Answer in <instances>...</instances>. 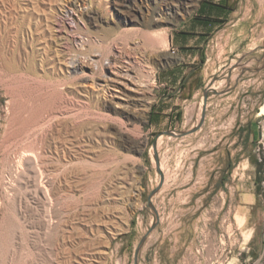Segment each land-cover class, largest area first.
Listing matches in <instances>:
<instances>
[{
	"label": "rangeland",
	"instance_id": "rangeland-1",
	"mask_svg": "<svg viewBox=\"0 0 264 264\" xmlns=\"http://www.w3.org/2000/svg\"><path fill=\"white\" fill-rule=\"evenodd\" d=\"M9 7L0 2V55H14L23 68L29 56L37 73L26 68L22 73L33 77L31 83L42 78L49 94L38 116L28 121L31 127L6 138L12 113L4 86L8 79L20 80L22 73L2 69L0 61V143L19 148L23 139L32 141L35 132L49 128L48 120L52 124L45 131L55 133L56 127L60 134L51 132L57 135L54 144L65 143L72 119L57 111L66 106L58 103L60 97L70 101V115L93 110L104 115L108 121L97 118L88 126L107 125L138 190L127 204L124 230L111 239L108 264H135V250L155 222L147 200L161 177L152 142L163 132L192 128L196 131L184 137L159 136L162 184L150 200L158 224L148 233L136 264H264V0H28L15 4L13 11ZM185 32L201 57L196 51L183 85L171 88L164 72L181 61L171 38ZM195 36H200L197 43ZM40 47L44 68L39 67ZM191 61L192 56L185 58ZM96 62H105V76L100 80L94 75L91 81ZM73 63L87 78L75 75ZM208 65L211 70L205 72ZM221 80L222 86L210 93L209 87ZM103 88L104 104L96 107L88 92ZM177 93L186 101L179 100L170 116L157 115L162 101ZM62 200L63 210L71 208L69 200ZM19 244L17 239L0 241V264H10L13 251L19 255Z\"/></svg>",
	"mask_w": 264,
	"mask_h": 264
},
{
	"label": "bare ground",
	"instance_id": "bare-ground-1",
	"mask_svg": "<svg viewBox=\"0 0 264 264\" xmlns=\"http://www.w3.org/2000/svg\"><path fill=\"white\" fill-rule=\"evenodd\" d=\"M4 1L10 3L9 11H13L15 10V4L26 3L28 0H0L2 3ZM106 46L110 51L108 44ZM104 48H106L105 45ZM38 50L40 51L39 67L44 68V49L40 47ZM14 51L12 52L13 54ZM8 52L10 53V50ZM14 57V55L9 57L8 55H0L1 68L8 71L14 69L19 75L24 72L25 68L29 69V72L31 69H35V65H31V61V64L27 61L29 56L25 62L23 60L26 64L25 68ZM103 63H97L98 67L96 69L94 67L95 71L93 70L94 73L92 72L91 81H93L94 75L97 78L105 76L103 75ZM78 67L80 65L73 63L72 68L75 71V75L84 79L86 73L82 72L78 74L76 71ZM31 71L33 72V70ZM9 73L12 75L11 72ZM72 74L71 76H74ZM25 76L22 73L20 80L17 77L13 80L7 78L9 83L5 82L7 85L4 88L11 99L10 109L12 113L8 126L9 129L5 133L6 138L16 137V134H21L22 130L31 127H27L29 126L28 121L40 112L43 102L48 97L46 94H49L47 93L48 91L46 93L44 91L45 86L42 78L37 75L39 79L34 77L37 81L32 80L34 83H31L29 79L33 77L27 79ZM63 77L66 76L64 75ZM74 79L76 80V78ZM78 79L80 78L78 77ZM69 81L67 82L69 83ZM78 81L80 82V80ZM63 82H65L63 83L64 87L66 81L63 80ZM222 84L223 80L213 83L209 87L210 90L208 89L209 92H214ZM77 85L80 84H76L75 86ZM74 88L77 89L78 87ZM98 92L97 94H89L88 92L89 99L96 107L103 105L106 98L104 88ZM84 95L87 96V92H84ZM16 98L19 99L16 101ZM64 98L67 99L66 96L60 97L58 103L66 104V106L63 105V108L61 106L60 108L57 107L58 110L55 109L61 115L66 114L67 119L68 115L70 116L72 119H70L71 123L68 121L69 119H65L72 126V131L69 133L70 136L68 135L66 142L61 146L54 144L55 137L59 132L58 128L55 127V130L57 129L58 131H56L57 135L55 137L52 134L54 131H51L52 133L49 130L45 131L46 129H50L52 124L49 120V128L45 130L43 128L41 132L38 130V133L35 132L37 135L34 134V137L35 135L36 137L32 141L27 142L23 139V142H21L20 140L21 144L19 148L16 146L15 149L9 148L7 144L3 145L4 141L0 143V241H7L10 244L14 239H17L21 247L19 255H16L13 251V256L9 260L11 261L10 264H108V249L111 239L124 230L127 204L137 196L136 181L132 175L128 176L126 170H124V162L127 159L124 157V153L120 151L121 149H118L114 140L109 137V133L107 134L105 129L107 125L103 129L98 128L97 122L95 123L97 127L88 126L89 122H94L97 118L99 120L106 119L104 115L98 112L94 113L96 110H93L92 114L88 112L89 115L87 113H83L84 115L78 113L70 115L72 113H68L71 105L69 104L70 101L68 100V102ZM261 113L264 114V107L261 108ZM40 117L43 116L40 114ZM37 119L38 117L36 118V124H39L42 119H40L41 121ZM29 122L31 123V121ZM93 122L89 124H93ZM105 123L103 122V124ZM15 126L18 127L15 128ZM62 136L64 138V135ZM60 139L62 140V138ZM159 141L160 137L156 140L157 145ZM7 142H9L8 139ZM160 169H162V166H160ZM62 199L69 200L71 208L69 206V209L63 210V205L65 204L62 205ZM5 247H8V245Z\"/></svg>",
	"mask_w": 264,
	"mask_h": 264
},
{
	"label": "crops",
	"instance_id": "crops-1",
	"mask_svg": "<svg viewBox=\"0 0 264 264\" xmlns=\"http://www.w3.org/2000/svg\"><path fill=\"white\" fill-rule=\"evenodd\" d=\"M219 4V3H218ZM200 39V36H195L194 37V42L197 43ZM189 41V35L187 32L185 33H181L179 35H175V37L171 38V44H175L179 54H180V59L181 61L184 63L182 64L181 61L179 60V62L174 65L171 66L170 68L166 69V71L164 72V80H167V84L169 83L171 88H176L177 86L180 87V85H183L184 83V77H186V74L188 72V68L186 67L187 65H192L194 63V60L196 58V51L197 53L199 48L197 46H190L188 44ZM192 56V61L191 62H185V58H189ZM199 59L201 57V54L199 53ZM211 70V65H208L205 69V72H209ZM168 75V76H166ZM187 88H183V91L185 92ZM181 90V88H180ZM180 90L178 91V93L180 92ZM178 93L176 94V96H169L166 97L163 101L161 106L159 107V111L158 113H156L157 115H165L167 114V116L172 115V113L174 112L173 109H176V107L174 108L173 106H178V101L180 100V103L185 102V99H179ZM176 112V111H175Z\"/></svg>",
	"mask_w": 264,
	"mask_h": 264
},
{
	"label": "water",
	"instance_id": "water-1",
	"mask_svg": "<svg viewBox=\"0 0 264 264\" xmlns=\"http://www.w3.org/2000/svg\"><path fill=\"white\" fill-rule=\"evenodd\" d=\"M195 131H196V128H192V129L187 130V131H179V132L166 131V132L161 133L159 136L166 135V136H172V137H184V136H187V135H189V134H192V133L195 132ZM159 136H157V138H158ZM156 145H157V143H156V139H155V140L152 142V148H153V151H154V159H155V162H156V169H157V172L160 174L161 180H160V184H159V186L149 194V196H148V200H147V205H148V207H149V208L154 212V214H155V222L152 224V226H151L149 232H150L152 229H154L155 226L158 224V218H157L156 210H155V208L152 206L150 200H151V197H153V196L156 194V192H157V191L159 190V188H160V185L162 184V174H161V172H160L159 161H158V157H157V154H156ZM149 232H148V233H149ZM148 233H147V234L141 239V241L139 242V244H138V246H137V248H136V250H135V264H136V262H137L136 260H137L138 252L140 251V248H141L142 244L144 243V241H145V239H146Z\"/></svg>",
	"mask_w": 264,
	"mask_h": 264
}]
</instances>
